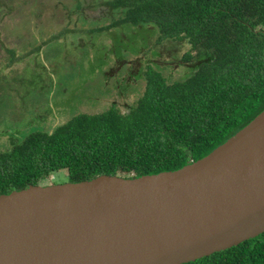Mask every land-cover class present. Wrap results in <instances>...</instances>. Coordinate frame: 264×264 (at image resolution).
I'll list each match as a JSON object with an SVG mask.
<instances>
[{
  "label": "trees",
  "instance_id": "1",
  "mask_svg": "<svg viewBox=\"0 0 264 264\" xmlns=\"http://www.w3.org/2000/svg\"><path fill=\"white\" fill-rule=\"evenodd\" d=\"M17 1L0 0V18ZM31 1V17H22L28 22L40 14L36 0ZM95 2L105 5L103 14L80 31L99 34L122 25L116 39L111 32L119 54L126 51L117 66L132 62L129 55L134 54L144 88L125 111L111 105L81 112L51 131L44 126L46 118L57 115L48 96L45 112L31 113L22 125L29 131L22 126L0 130L10 146L0 149V195L45 184L59 172L66 181L77 182L100 174L175 170L210 153L264 109V0H76L75 25L89 20L86 9L99 6ZM102 19H110L109 24H100ZM186 41L190 48L182 62L192 70L169 81L153 62L160 55L154 50L158 44L177 47ZM12 48L15 53L17 47ZM163 49L171 53L173 48ZM149 52L153 61L144 62ZM37 79L35 83L44 81ZM52 80L49 86L58 85ZM184 264H264V233Z\"/></svg>",
  "mask_w": 264,
  "mask_h": 264
},
{
  "label": "water",
  "instance_id": "2",
  "mask_svg": "<svg viewBox=\"0 0 264 264\" xmlns=\"http://www.w3.org/2000/svg\"><path fill=\"white\" fill-rule=\"evenodd\" d=\"M264 233V109L175 170L0 195V264H184Z\"/></svg>",
  "mask_w": 264,
  "mask_h": 264
},
{
  "label": "rangeland",
  "instance_id": "3",
  "mask_svg": "<svg viewBox=\"0 0 264 264\" xmlns=\"http://www.w3.org/2000/svg\"><path fill=\"white\" fill-rule=\"evenodd\" d=\"M75 3L76 0H36L35 6L39 8L40 14L30 22L22 17L30 16L31 0L13 2V11L5 15L2 13L0 130L5 127L20 129L31 113L42 115L48 96L55 106L54 115H57L56 119L50 114L46 118L44 126L50 131L56 124L81 112L96 113L111 105L125 111L129 105L136 103L144 88L142 83L145 76L140 75L134 54L129 55L132 62L117 66L121 53L125 54L126 51L122 49L119 54L116 42L111 38V32L114 31L116 39L123 31V26L119 25L113 31L99 34L80 31V28H85L83 26H91L94 23L91 19L100 17L103 14L101 11L106 7L99 2H95L99 3L96 8L89 5L86 9L89 20L75 25L76 13L72 12ZM104 20L100 24H109L110 19ZM63 32L65 34L60 35ZM55 35L60 37L50 41ZM172 44H158L159 49L154 51L160 55L155 54L153 61V55L149 52L143 60L149 62L152 59L154 64L158 67L160 65L169 81L186 77L192 70L190 65L182 62L183 54L190 48V44L187 41L177 47ZM140 45L139 43L138 47ZM165 46L166 49L172 47L176 50L174 58L171 56L173 49L169 53L163 49ZM12 47H17L15 53ZM35 75L38 76L33 79ZM37 78H42L43 83H35L39 80ZM51 80H55L58 85L49 86ZM27 96L32 100L26 99ZM22 129L30 130L26 126H22ZM9 147L8 136H2L0 149ZM62 173L59 172L58 177L50 175L44 181L45 184L66 182Z\"/></svg>",
  "mask_w": 264,
  "mask_h": 264
}]
</instances>
